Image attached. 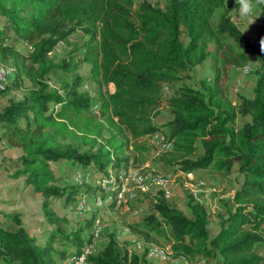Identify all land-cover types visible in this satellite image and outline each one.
I'll use <instances>...</instances> for the list:
<instances>
[{
	"label": "trees",
	"instance_id": "obj_1",
	"mask_svg": "<svg viewBox=\"0 0 264 264\" xmlns=\"http://www.w3.org/2000/svg\"><path fill=\"white\" fill-rule=\"evenodd\" d=\"M235 2L165 0L162 7L143 1L134 7L133 0H0L5 22L0 64L15 72L10 88L7 83L0 93L22 89L23 80L31 84L21 99H10L0 111V141L21 152L19 167L9 177L22 179L42 197L44 217L53 226L39 245L19 216L6 215L12 226H0V264H63L92 242V221L65 231L67 220L51 210L53 200H72L86 189L59 186L51 163L92 166L98 173L126 167L130 153L141 157L149 152L139 140L161 131L171 144L156 157L163 166L183 173L209 168L226 175L236 164L243 181L233 198L235 208L220 219L212 238L203 204L188 195L187 217L169 206L161 191L152 197L150 214L132 229L148 240L150 233L166 235L176 260L264 264V36L254 44L240 43L239 53L226 47V38L241 42L240 34L227 14L218 22L213 18ZM77 29L88 35L83 59L90 65L93 96L81 90L73 61L50 57ZM11 36L28 46L27 55L7 43ZM208 57L224 68L242 67L253 58L259 65L253 98L233 104L219 84L220 75L212 83L201 80L199 88L188 86L191 70ZM50 77L58 79V89L50 88ZM162 105L170 120L158 124L154 120ZM94 107L98 116H92ZM239 115L250 121L236 128ZM57 238L63 250L53 247ZM85 264L141 261L110 233Z\"/></svg>",
	"mask_w": 264,
	"mask_h": 264
},
{
	"label": "rangeland",
	"instance_id": "obj_2",
	"mask_svg": "<svg viewBox=\"0 0 264 264\" xmlns=\"http://www.w3.org/2000/svg\"><path fill=\"white\" fill-rule=\"evenodd\" d=\"M149 2L159 6H164L165 0H133L134 7L141 2ZM238 4L235 2L231 8H220L217 10L214 21L218 22L222 14H227L230 21L236 26L240 36L241 42L235 41L233 37L226 38V47L232 48L233 52H240V43L248 41L249 44H254L256 38L264 36V0H255L256 11L250 17H243L238 14ZM4 19L0 17V28L4 27ZM88 40L82 30L77 29L66 41L64 46L58 50H54L50 54L55 61L65 60L73 61V74L82 79L81 90L88 94H94L95 85L91 81L90 65L83 59L85 44ZM7 43L12 44L22 54L27 55L29 52L28 46L19 41L14 36L9 37ZM209 51H213L214 45L210 44ZM10 68V65H7ZM259 69L258 63L250 58L249 62L242 67H227L224 68L220 63H215L211 57H208L203 64L194 67L189 73V79L185 83L192 88H199L201 80H208L212 83L217 75H220L219 84L225 96L233 104L237 105L242 99H252L254 95V87L256 85L257 76L256 71ZM15 72H12L9 77L7 87L10 88ZM70 78V76H68ZM50 88L58 89L60 82L56 77L47 79ZM23 87L20 90H10L7 93H0V111L8 105L10 99L19 100L23 97L24 90L30 87L31 84L27 80H23ZM109 92H113L112 85H108ZM165 96L170 95V90L165 89ZM62 93V92H61ZM160 114L154 120L155 123L165 124L170 120L169 110L162 105ZM58 105L53 107L57 110ZM97 110V109H96ZM92 116H94L92 114ZM95 116H98L95 114ZM248 116L239 115L234 126L239 128L243 123L249 122ZM167 132V131H166ZM160 133L163 134V131ZM141 144L149 148V152L141 157L130 153V159L126 168L139 169L148 171V173L160 174L163 173L170 177L169 195L166 198L169 206L183 212L184 215L190 217L189 210L186 208L187 196L191 195L197 202L203 204L209 214L207 229L209 237H214L220 229V219L227 218V210L234 209L235 203L233 198L237 190L240 189L243 177L238 173V166L234 164L229 174H220L212 169L199 170L193 172L189 178L183 177V174L176 171L173 167H165L158 161L156 157L159 153L167 151L165 144L166 137L161 139L159 134L157 138L147 136L139 140ZM21 152L18 149L12 148L5 142L0 141V226L4 228L11 227V223L7 222L5 216L9 214H16L22 221L23 228L30 236L36 239L39 245H44L47 241L49 232L53 226L48 224L44 217L42 206V197L34 194L31 187L26 186L22 179L13 180L9 174L13 173L18 167V159ZM51 170L56 176L57 184L59 186H75L72 183L73 175L78 173H86L89 170L91 178L88 183L81 188L83 193L91 196L97 194L96 181L99 175L94 167L82 168L75 166H68L64 162L51 163ZM105 173V172H104ZM132 186V185H131ZM77 187V186H76ZM133 189L137 192V198L129 202L127 206L115 207L109 205L106 210H94L90 213L79 214L74 209V199L65 201L64 198L53 200L51 210L67 220L68 224L64 226L65 231L79 228L87 220L92 221L93 217L99 218L102 224V236L95 241V248H100L106 242V236L110 233L115 235L117 244L125 248L130 254H135L140 258L141 264H216L215 260H201L187 262L185 260H176L169 257L164 262L156 261L150 258L147 254L148 245H156L168 252H171L172 242L166 235H157L150 233L149 240L139 235L136 227L141 220L150 214L152 210V197L157 193L156 190L149 187L146 191H141L137 186L133 185ZM87 190V191H86ZM76 197V196H75ZM92 198V197H91ZM92 202V201H90ZM91 208L92 204L89 203ZM123 228H130V234L122 235ZM132 229V230H131ZM91 231V229H90ZM119 232V234H118ZM264 236V231L261 233ZM54 243L56 250H63L64 244L60 243V238ZM135 241H141L145 245L137 247ZM147 243V244H146ZM68 248V247H67ZM66 264V263H63Z\"/></svg>",
	"mask_w": 264,
	"mask_h": 264
},
{
	"label": "built area",
	"instance_id": "obj_3",
	"mask_svg": "<svg viewBox=\"0 0 264 264\" xmlns=\"http://www.w3.org/2000/svg\"><path fill=\"white\" fill-rule=\"evenodd\" d=\"M64 44V42H59L55 50L62 48ZM12 72H14L13 68L0 64V90L5 88V85L9 82V77ZM92 114L98 115L96 107L93 108ZM159 134L161 135V139L165 138L164 134L160 132L154 134L153 136L157 138ZM165 147L169 150L171 148V144L167 141ZM88 171L89 170H86V173H78L77 171V174L73 175V185L82 187L87 184L91 178ZM181 173L183 174V177L186 178L192 176V173ZM169 184L170 177L164 175L163 173L151 174L148 173V171H142L139 169L133 170L132 168L125 169L123 166L120 168L110 166L106 168L105 173H102L97 178L96 187L98 193L96 195L93 194L88 196V194L80 192L74 199V209L79 214H85L90 213L91 211L93 212L94 210H106L110 204L115 205V207L127 206L129 202H132L137 198V192L133 189V185L137 186V188L141 191H146L149 187H151L156 191L163 192L165 198H167L169 195ZM89 203L92 204L93 208L89 206ZM102 229V224L99 218L93 217V223L91 226L92 242L87 245L79 255L73 254L67 257L63 263L85 264L87 256L95 253V241L101 238ZM121 234H130L129 228H123V230H121ZM135 244L139 248L144 245L141 241H135ZM147 254L150 258L159 262H164L171 256V252H168L156 245H148Z\"/></svg>",
	"mask_w": 264,
	"mask_h": 264
},
{
	"label": "clouds",
	"instance_id": "obj_4",
	"mask_svg": "<svg viewBox=\"0 0 264 264\" xmlns=\"http://www.w3.org/2000/svg\"><path fill=\"white\" fill-rule=\"evenodd\" d=\"M238 4V14L243 17H250L256 11L255 0H236Z\"/></svg>",
	"mask_w": 264,
	"mask_h": 264
},
{
	"label": "crops",
	"instance_id": "obj_5",
	"mask_svg": "<svg viewBox=\"0 0 264 264\" xmlns=\"http://www.w3.org/2000/svg\"><path fill=\"white\" fill-rule=\"evenodd\" d=\"M86 168H89L90 169V166L89 167H86Z\"/></svg>",
	"mask_w": 264,
	"mask_h": 264
}]
</instances>
